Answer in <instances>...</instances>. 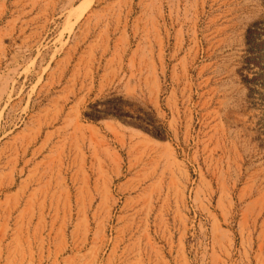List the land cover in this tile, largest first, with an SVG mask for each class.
Masks as SVG:
<instances>
[{"label":"rangeland","instance_id":"1","mask_svg":"<svg viewBox=\"0 0 264 264\" xmlns=\"http://www.w3.org/2000/svg\"><path fill=\"white\" fill-rule=\"evenodd\" d=\"M0 264H264V0H0Z\"/></svg>","mask_w":264,"mask_h":264}]
</instances>
